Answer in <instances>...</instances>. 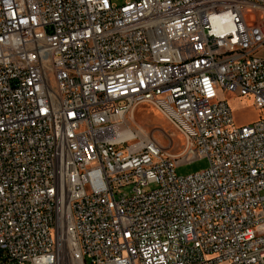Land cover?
Returning a JSON list of instances; mask_svg holds the SVG:
<instances>
[{"label":"built area","instance_id":"2783aa9c","mask_svg":"<svg viewBox=\"0 0 264 264\" xmlns=\"http://www.w3.org/2000/svg\"><path fill=\"white\" fill-rule=\"evenodd\" d=\"M246 9L264 0H0V264H264V25ZM219 93L261 118L237 127ZM142 105L179 154L128 128Z\"/></svg>","mask_w":264,"mask_h":264},{"label":"rangeland","instance_id":"374dc122","mask_svg":"<svg viewBox=\"0 0 264 264\" xmlns=\"http://www.w3.org/2000/svg\"><path fill=\"white\" fill-rule=\"evenodd\" d=\"M245 19L250 24L264 25V12L246 9ZM264 57V49L259 54ZM219 99L225 100L231 106L237 127L251 125L257 122L262 112L255 107L252 100L244 99L239 95L229 93H219ZM126 125L133 131H138L144 135L154 136L156 141L168 148L170 140L173 142L171 153L179 154L183 149V139L167 123V121L151 106L142 105L135 109L126 120ZM209 162L207 159H200L192 164L182 165L177 168L178 176H189L207 169Z\"/></svg>","mask_w":264,"mask_h":264},{"label":"bare ground","instance_id":"6f19581e","mask_svg":"<svg viewBox=\"0 0 264 264\" xmlns=\"http://www.w3.org/2000/svg\"><path fill=\"white\" fill-rule=\"evenodd\" d=\"M132 137H133L132 133L128 132L127 134L123 135L122 138L129 139V138H132Z\"/></svg>","mask_w":264,"mask_h":264}]
</instances>
